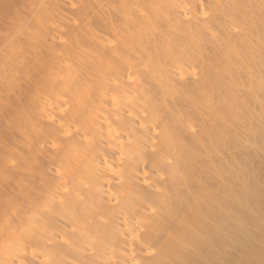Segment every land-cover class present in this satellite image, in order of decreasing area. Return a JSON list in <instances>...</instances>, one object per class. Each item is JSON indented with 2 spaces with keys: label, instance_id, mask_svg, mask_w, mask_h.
I'll use <instances>...</instances> for the list:
<instances>
[{
  "label": "bare ground",
  "instance_id": "6f19581e",
  "mask_svg": "<svg viewBox=\"0 0 264 264\" xmlns=\"http://www.w3.org/2000/svg\"><path fill=\"white\" fill-rule=\"evenodd\" d=\"M0 15V107L31 112L0 264H264V0Z\"/></svg>",
  "mask_w": 264,
  "mask_h": 264
},
{
  "label": "rangeland",
  "instance_id": "374dc122",
  "mask_svg": "<svg viewBox=\"0 0 264 264\" xmlns=\"http://www.w3.org/2000/svg\"><path fill=\"white\" fill-rule=\"evenodd\" d=\"M1 16L2 15H0V32H1V34H3L2 33L3 32L2 28L3 29L5 28L4 32L6 30H8L10 32V28L12 27L11 26L12 25V20H13V22H15L14 21L15 18L11 17L12 15L7 16V17L5 16L6 18L4 16H2V17ZM8 17H9V19H8ZM29 20L30 19L28 18L26 20V22L29 23L30 22ZM3 21H5L7 23H4ZM23 34H24V30H22L21 32H17L15 34V37H21ZM16 43H17V41H16ZM17 47H18V44H16L14 46V48H16V49H17ZM12 72L15 74L14 70ZM10 76L12 77V75H10ZM11 103H12L11 99H8V101H6V104L2 105L0 107V159L2 160V163H3L1 165L5 166V167L2 168L3 170H5V173H7V171L9 169H12V167L20 161V157L21 156H20V154L16 153V151H18V150L19 151L20 150L21 151L26 150L24 143H21V142L18 143L17 142V138L21 137L20 135L22 134L23 130H28L29 127H30V124H31V112L29 110H24L23 112H18V113H16L14 118L9 117L10 119H7L8 114H9V107H10ZM2 112H5L7 114V116L4 115V113L2 114ZM8 124L10 126H7ZM14 145H16V146H14ZM16 148H17V150L13 151ZM2 174L5 175L4 172H2ZM2 174H0V177H2V180L4 178L6 179V177L8 176L6 180H3L4 183L1 182V178H0V188H3V190L5 191V188H4L5 186L4 185L6 184V181L11 183L12 176L8 175L10 173L6 174L7 176H5V177L1 176ZM9 177H11V181H10ZM8 178H9V180H8ZM2 185H3V187H1ZM6 186H7V184H6ZM6 188H8V187H6ZM0 191H1L0 193L2 195V193H4V191L2 192L1 189H0ZM0 204H2V202H0Z\"/></svg>",
  "mask_w": 264,
  "mask_h": 264
}]
</instances>
